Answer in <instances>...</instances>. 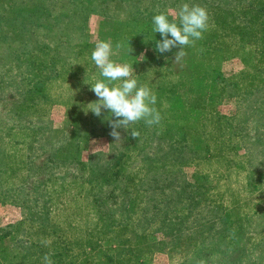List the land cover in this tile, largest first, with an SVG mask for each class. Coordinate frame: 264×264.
<instances>
[{"label":"rangeland","instance_id":"obj_1","mask_svg":"<svg viewBox=\"0 0 264 264\" xmlns=\"http://www.w3.org/2000/svg\"><path fill=\"white\" fill-rule=\"evenodd\" d=\"M184 3L209 23L175 61L153 17L179 24ZM98 41L156 95L159 124L115 141L89 110ZM46 254L264 264V0H0V264Z\"/></svg>","mask_w":264,"mask_h":264},{"label":"clouds","instance_id":"obj_2","mask_svg":"<svg viewBox=\"0 0 264 264\" xmlns=\"http://www.w3.org/2000/svg\"><path fill=\"white\" fill-rule=\"evenodd\" d=\"M178 18L179 24L170 21L165 13L153 17V31L163 37L162 41L156 42V49L165 53L178 46L180 50L175 54V61H180L186 55V46H192L203 39L209 23L205 7L190 6L188 3L180 6ZM116 47L119 48L120 45L117 44ZM112 55L114 53L111 41H98L95 44L91 59L104 80L90 85L98 99L91 103L89 110L97 117L101 116L102 110L111 114L110 135L115 141H119L122 137L118 129L128 130L130 125L141 120L148 126L157 125L161 121V115L153 107L157 100L156 95L146 85L138 86L137 80L132 77V65L115 62L111 59ZM131 136L138 138L139 132L132 129ZM43 259L44 264H53L49 255L46 254Z\"/></svg>","mask_w":264,"mask_h":264},{"label":"trees","instance_id":"obj_3","mask_svg":"<svg viewBox=\"0 0 264 264\" xmlns=\"http://www.w3.org/2000/svg\"><path fill=\"white\" fill-rule=\"evenodd\" d=\"M238 119H240V116L238 117ZM242 124H243V121H242ZM242 124H241V126H242ZM107 181H108V178L105 177L104 182L106 183V186H107V184L109 183V182H107ZM115 186H116L115 188H116L117 190H119V185L116 184ZM124 198H126V197H124ZM138 199H139V201H141V200H142V196H139ZM164 217H165V216H164Z\"/></svg>","mask_w":264,"mask_h":264}]
</instances>
